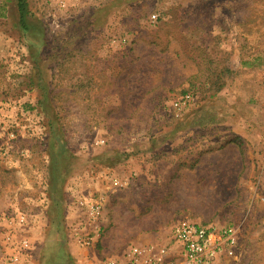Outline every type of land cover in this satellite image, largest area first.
I'll use <instances>...</instances> for the list:
<instances>
[{
    "label": "rangeland",
    "instance_id": "obj_1",
    "mask_svg": "<svg viewBox=\"0 0 264 264\" xmlns=\"http://www.w3.org/2000/svg\"><path fill=\"white\" fill-rule=\"evenodd\" d=\"M28 2L43 45L24 36L15 0H0V264L8 233L29 240L30 264H53L61 236L65 264H97L177 246L183 220L235 229L236 255L217 264H264V0ZM60 148L61 231L50 187ZM88 191L104 198L103 231L80 250L67 207Z\"/></svg>",
    "mask_w": 264,
    "mask_h": 264
},
{
    "label": "built area",
    "instance_id": "obj_2",
    "mask_svg": "<svg viewBox=\"0 0 264 264\" xmlns=\"http://www.w3.org/2000/svg\"><path fill=\"white\" fill-rule=\"evenodd\" d=\"M190 95L174 102L179 108L182 103L187 102ZM107 179L115 188L125 187L127 182L121 179L108 177ZM76 183L69 185L72 195L78 194ZM69 198L67 207V229L69 237L80 250H88L101 240L103 231L104 198L96 197L91 191ZM19 222L26 224L28 218L20 214ZM173 240L179 248V259L167 261L166 250L157 251V248L133 246L123 257H105L97 264H217L224 257H234L238 247V237L234 228H216L205 226L197 222L183 220L178 222L173 229ZM6 244L11 249L8 264H20L21 255L25 256L26 264L32 260L31 244L24 239L19 242L14 240L13 234L6 235ZM170 248H168L169 250Z\"/></svg>",
    "mask_w": 264,
    "mask_h": 264
},
{
    "label": "trees",
    "instance_id": "obj_3",
    "mask_svg": "<svg viewBox=\"0 0 264 264\" xmlns=\"http://www.w3.org/2000/svg\"><path fill=\"white\" fill-rule=\"evenodd\" d=\"M15 2H16L17 12H18V25L23 31L24 36L26 35L27 37L26 39L28 40V42L31 44H34L35 42L38 43L40 41L41 43L40 45L45 44V31H44L45 28L41 21L35 19L32 16V12L30 10L28 0H15ZM0 10H1L0 16L5 17L6 13L4 11V8H0ZM30 38H33L35 42L31 40ZM258 61H260V58L258 56L253 57V59L244 58L241 61V66L251 67L255 63H258ZM52 139H55V134L52 136ZM235 141L239 142L241 145L244 140L242 137L236 136ZM58 146L60 147V144H58ZM58 151H59L58 160L55 161V156L52 155V160H51L52 164H51V170H50V187L53 192V195L51 196V200L54 206L52 212L55 214V220L53 221V225L56 230L61 231L62 229H66L65 223H64L65 209L62 203L63 181H64V177L70 172L68 169L63 170L64 168L63 162H64V159L66 158L65 155L63 156L64 154L63 149L60 148V150ZM116 163L113 162V164H116ZM65 244H66V241L61 236V238L58 239V245L60 248L56 256V261L53 264H65V260L67 256H69L68 252L66 251Z\"/></svg>",
    "mask_w": 264,
    "mask_h": 264
},
{
    "label": "crops",
    "instance_id": "obj_4",
    "mask_svg": "<svg viewBox=\"0 0 264 264\" xmlns=\"http://www.w3.org/2000/svg\"><path fill=\"white\" fill-rule=\"evenodd\" d=\"M157 251L159 252L160 251V248L157 246ZM179 248L177 246H174V247H170V249L166 250V253H165V259L167 261H171V260H176V259H179L180 255H179Z\"/></svg>",
    "mask_w": 264,
    "mask_h": 264
}]
</instances>
